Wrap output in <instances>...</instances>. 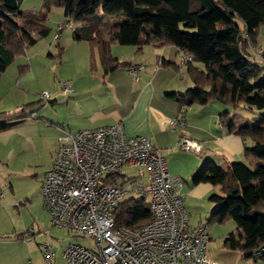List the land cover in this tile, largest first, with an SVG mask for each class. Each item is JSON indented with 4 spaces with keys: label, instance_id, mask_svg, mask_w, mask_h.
Segmentation results:
<instances>
[{
    "label": "crops",
    "instance_id": "crops-1",
    "mask_svg": "<svg viewBox=\"0 0 264 264\" xmlns=\"http://www.w3.org/2000/svg\"><path fill=\"white\" fill-rule=\"evenodd\" d=\"M64 29L58 32L57 40L53 38L54 42H47L44 37L27 46L25 52L15 57L0 74V124H4L0 129V215L7 220L9 212L20 213L28 206L37 212L40 199L44 206L41 181L65 132L121 124L129 135L149 136L154 148L165 159L169 172L180 177L179 190L189 225L207 222V251L219 264H225L228 254L215 256L208 250L211 243L209 224L226 222L209 219L217 205L210 196L220 194L219 187L207 182L192 183L191 178L205 161L222 167L234 160L242 162L244 149L252 146L251 139L230 133L220 125L218 116L227 110L223 104L212 106L211 103H219L217 101L204 105L179 102L178 95L184 94L190 85L178 79L179 73L183 77L181 71L184 66L186 71V65L179 63L183 54L176 47L113 42L111 54L127 65L104 73L97 50L86 40H73V31ZM38 43L41 45L37 46ZM133 64L138 68L135 74L128 69ZM200 65L198 67L202 68ZM49 72L57 79L52 77L49 102H40L39 96L30 102L33 95L27 83L47 79ZM61 82H66L71 90L63 92ZM234 111H230V119L235 124H243L244 119L233 118ZM180 116L184 119V127L181 130L171 128L168 121ZM178 132L198 142L200 152L179 149ZM18 166L26 175L23 183ZM18 183L23 184L21 193H16ZM42 215L48 217V223L35 217L33 225L36 226L31 232L25 230L23 222V233L17 236L0 233V264H23L25 254L19 259L6 254V243L12 241H23L26 250L29 243L30 260L35 264H42L40 245L48 241L55 252L50 264H61L58 257L67 264L62 256L61 236L51 233L69 231L51 225L48 212ZM3 222L0 232H6Z\"/></svg>",
    "mask_w": 264,
    "mask_h": 264
},
{
    "label": "trees",
    "instance_id": "trees-1",
    "mask_svg": "<svg viewBox=\"0 0 264 264\" xmlns=\"http://www.w3.org/2000/svg\"><path fill=\"white\" fill-rule=\"evenodd\" d=\"M20 2L0 0V74L27 46L48 35L46 17L53 6L62 8L64 21L78 25L73 40H86L97 50L104 73L127 65L111 54L113 42L171 45L190 55L185 65L192 86L178 95L179 102L223 104L227 110L218 116L220 125L252 141L243 153L251 163L222 167L205 161L191 181L218 186L220 194L210 196L217 205L209 219L232 220L241 230L239 237H225L224 247L248 257L264 245V60L250 52L264 24V0H43L35 11L20 9ZM236 109L256 111L259 123L235 124L229 113ZM149 216L144 200L134 197L122 199L114 211L117 226H137Z\"/></svg>",
    "mask_w": 264,
    "mask_h": 264
},
{
    "label": "built area",
    "instance_id": "built-area-1",
    "mask_svg": "<svg viewBox=\"0 0 264 264\" xmlns=\"http://www.w3.org/2000/svg\"><path fill=\"white\" fill-rule=\"evenodd\" d=\"M72 21H60L53 36ZM251 56L264 60V51L251 47ZM192 61L183 55L180 64ZM128 69L135 74L136 66ZM63 92L71 90L61 82ZM47 103L51 93L39 94ZM181 130L182 116L168 121ZM177 147L199 153L201 146L178 132ZM136 168L126 175L123 167ZM182 181L172 175L165 159L146 135H129L121 124L65 132L41 181V197L51 225L88 237L92 248L75 242L62 249L67 264H219L207 252V222L189 225L180 193ZM145 201L149 219L137 226H117L116 205L124 197ZM43 259L55 257L51 244L40 245ZM249 264H264V245L248 255Z\"/></svg>",
    "mask_w": 264,
    "mask_h": 264
},
{
    "label": "rangeland",
    "instance_id": "rangeland-1",
    "mask_svg": "<svg viewBox=\"0 0 264 264\" xmlns=\"http://www.w3.org/2000/svg\"><path fill=\"white\" fill-rule=\"evenodd\" d=\"M43 0H21L19 8L20 9H24V10H37L39 9V7L41 6ZM63 17H62V9L60 7H51L49 12L47 13V17H46V23L47 25L50 27V33L48 34V36L42 37V39H44L47 42H54L53 40V33L56 29V25L58 22L63 21ZM182 27V26H181ZM64 30H66L67 32H71L70 29L65 28ZM256 42H257V46H253L254 49L258 48L262 51H264V24H262L259 29H258V33L256 36ZM41 43H38L37 46H40ZM23 57V56H22ZM252 61V58H248ZM180 62V61H179ZM185 64V63H184ZM202 66V65H200ZM183 72V77H180V73L178 74V79H184L186 80L190 87L192 86V83L185 71V66L182 67V71ZM51 75V77H50ZM182 76V75H181ZM46 78H41L36 81H29V83H27L29 85V88L31 87V94L33 95V99L30 101H36V97L38 98V94H40L41 92H43L44 90L48 91L51 93V88H52V77L54 78V74L52 72H49L48 75L46 74ZM260 77L264 79V67L260 72ZM55 81H57L56 76L54 78ZM42 87H46L44 90H40ZM41 100V99H40ZM43 100H41L40 102H42ZM214 104L212 106H215L216 104L218 106H222L219 103H211ZM233 115V113L231 114V116ZM233 118H237V119H244L243 122L244 123H248L251 126H254L256 124L259 123V115L256 111H250V110H246V109H236L234 111V115ZM7 119V118H5ZM234 161H239V160H234ZM242 162L248 164V161L243 160ZM136 168H131L128 166H124L123 167V171L125 172L126 175H134L136 174ZM17 171H21L19 172L20 175L22 176L21 182L23 183V179L25 178V172H23V168L21 166L17 167ZM25 175V176H24ZM22 183H18V189L16 193H21L20 190L23 189V184ZM135 199H139L137 196H133ZM128 197H124L123 199H126ZM147 201V200H145ZM144 201V202H145ZM40 203V208L38 209V211L36 212L35 209L32 208V206H28L26 209H23L22 212L17 213L16 211H12L9 212L7 214V220L3 218V216L0 215V224H2V222L4 223V227L6 229V232H0L2 233V235H10V237L12 236H17L20 233H23V230H21L23 228V222L26 225L25 230H31L34 229L36 226V224L33 225L34 223V218L35 217H39L40 221H44L46 224L48 223V217L42 215L43 213L46 214L47 211H45V208L42 207V203H41V199L39 200ZM14 212V213H13ZM21 214V215H20ZM40 214V215H38ZM32 226V227H31ZM2 229V228H0ZM2 231V230H0ZM31 232V231H30ZM209 232H210V246H208V250L214 252L215 256L219 255V254H228V259L227 262L225 264H249V260L248 257L244 256L242 252L238 251V250H229L228 248L226 249V247H223V239L224 237H227L229 235H234L235 237H239L242 235L241 230L237 227V225L234 223V221L232 220H228L224 223H211L209 224ZM5 233V234H3ZM44 234H46V232H44ZM1 235V236H2ZM51 235H58L61 236L60 239L61 241V247H65L68 243L70 242H75L78 243L80 245L92 248L94 246L93 241L88 238V237H82L79 235H75L69 232H65L63 231V233L60 234H54L51 233ZM29 239V238H28ZM16 240V239H15ZM48 242V241H46ZM44 242H42L41 244H43ZM50 243V242H48ZM6 254L12 256L15 259H19L21 256H23V254H25V260L23 262V264H35L32 262V260H30V253H29V243H27L28 247L27 250L24 249L23 247V241L19 242V241H12V242H8L6 243ZM212 248V249H211ZM208 252V251H207ZM209 254V253H208ZM58 262L61 264H66L62 259H60V257L57 258ZM40 262L42 264H47L45 262V260L43 259L42 253H41V259ZM18 264V263H15Z\"/></svg>",
    "mask_w": 264,
    "mask_h": 264
}]
</instances>
